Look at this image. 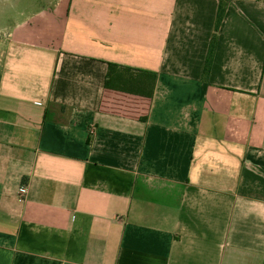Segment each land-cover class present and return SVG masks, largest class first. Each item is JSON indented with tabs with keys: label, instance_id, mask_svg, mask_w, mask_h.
I'll use <instances>...</instances> for the list:
<instances>
[{
	"label": "crops",
	"instance_id": "0c3cea01",
	"mask_svg": "<svg viewBox=\"0 0 264 264\" xmlns=\"http://www.w3.org/2000/svg\"><path fill=\"white\" fill-rule=\"evenodd\" d=\"M57 10L0 38V264H264V0Z\"/></svg>",
	"mask_w": 264,
	"mask_h": 264
},
{
	"label": "rangeland",
	"instance_id": "374dc122",
	"mask_svg": "<svg viewBox=\"0 0 264 264\" xmlns=\"http://www.w3.org/2000/svg\"><path fill=\"white\" fill-rule=\"evenodd\" d=\"M14 1L10 0V2ZM67 1L18 0L17 7L20 8L19 10H4L3 7L5 6L0 2V38H8L12 32L19 35H34L39 32L36 30L37 28L45 27L48 29L52 25L53 15L58 11L57 8L64 9ZM9 19L11 20L10 22H8ZM13 27H16V29H12ZM132 103H129L130 106Z\"/></svg>",
	"mask_w": 264,
	"mask_h": 264
},
{
	"label": "trees",
	"instance_id": "16d2710c",
	"mask_svg": "<svg viewBox=\"0 0 264 264\" xmlns=\"http://www.w3.org/2000/svg\"><path fill=\"white\" fill-rule=\"evenodd\" d=\"M232 1H234V0H218V12H217V19H216V28H218L219 25L221 24L223 17H224L225 10L227 8V5L230 4ZM210 56H211V50H210V55L208 57V63H209ZM208 63L206 65V70H207Z\"/></svg>",
	"mask_w": 264,
	"mask_h": 264
},
{
	"label": "flooded vegetation",
	"instance_id": "af4514ba",
	"mask_svg": "<svg viewBox=\"0 0 264 264\" xmlns=\"http://www.w3.org/2000/svg\"><path fill=\"white\" fill-rule=\"evenodd\" d=\"M17 1L18 0L14 1V2H10V0H0V2L3 3V6H5V7L2 6L4 10H11V9H14V10L17 9V10H19L20 8L17 7V4H18ZM0 10H1V7H0ZM10 21L11 20L9 19L8 22H10Z\"/></svg>",
	"mask_w": 264,
	"mask_h": 264
}]
</instances>
